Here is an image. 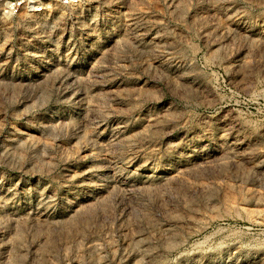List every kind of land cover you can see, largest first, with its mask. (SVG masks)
Segmentation results:
<instances>
[{
	"label": "rangeland",
	"instance_id": "374dc122",
	"mask_svg": "<svg viewBox=\"0 0 264 264\" xmlns=\"http://www.w3.org/2000/svg\"><path fill=\"white\" fill-rule=\"evenodd\" d=\"M0 264H264V0H0Z\"/></svg>",
	"mask_w": 264,
	"mask_h": 264
},
{
	"label": "built area",
	"instance_id": "2783aa9c",
	"mask_svg": "<svg viewBox=\"0 0 264 264\" xmlns=\"http://www.w3.org/2000/svg\"><path fill=\"white\" fill-rule=\"evenodd\" d=\"M19 5H20L19 2H17V3H14L13 5H11V7H12V8H15V7H16L15 9L18 8V10H19ZM14 6H15V7H14ZM18 10H17V11H18Z\"/></svg>",
	"mask_w": 264,
	"mask_h": 264
}]
</instances>
